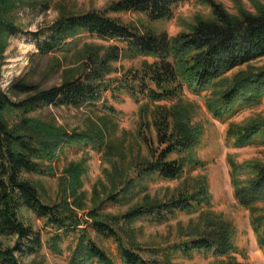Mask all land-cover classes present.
<instances>
[{"label": "rangeland", "instance_id": "374dc122", "mask_svg": "<svg viewBox=\"0 0 264 264\" xmlns=\"http://www.w3.org/2000/svg\"><path fill=\"white\" fill-rule=\"evenodd\" d=\"M114 1L117 0H0V18L19 27L16 35L0 30V84L16 101L23 96L16 97L10 92L15 82L38 84L41 88L60 85L79 76L89 64L103 59L114 46L121 49L119 59L111 62V71L106 75L110 87L99 101L79 108L50 105L29 113V117L67 133L82 134L87 141L62 145L53 159L40 160L46 167L45 173L25 177L36 186L44 203L55 205L65 200L81 216L94 211L98 218L112 222L121 229L125 243L141 248L139 251L146 259L169 264H228L231 260L237 264H264V246L252 225L250 209L240 202L234 185V180L242 186L252 178L254 174L249 164L264 165V136L260 133L244 145L236 144L235 138L228 136L232 124L264 117V98L256 105L221 118L207 106L218 87L197 92L185 83L176 97L155 101L129 90L130 85L137 84L134 75L154 62V56L132 55L125 51L124 42L101 39L88 32L75 36L65 49L42 54L27 33L49 27L62 15L103 10ZM206 1L184 0L167 20L154 21L136 12L114 15L140 32H166L173 37L189 31L202 19L213 18V10ZM213 1L236 17L264 11V0ZM246 69L264 70V56L226 76L231 78ZM159 108H177L185 120L201 132L194 147L169 156V160L184 158L187 161L184 174L173 180L156 174L144 181L137 179L128 189V195H121V202H108L109 197L120 195L129 179L136 178L137 171L151 161L153 151L159 147L154 123ZM188 160L193 161L188 163ZM201 181L210 195L207 203L169 215L163 222L149 217L131 222L121 218L136 206L191 192ZM256 203L264 214V201ZM20 219L39 231L43 240L40 252L22 256V264H70L81 230L64 237L58 245L61 252L56 253L52 250V236L56 231L47 227L44 219L27 208L20 210ZM210 219H223L233 225L234 250L222 255L212 250L185 253L175 248L197 229H204ZM85 220L91 221L88 217ZM84 226L88 224L83 223ZM86 231L116 264H121L113 239L98 235L90 225ZM15 241V237H0L4 247L13 246Z\"/></svg>", "mask_w": 264, "mask_h": 264}, {"label": "trees", "instance_id": "16d2710c", "mask_svg": "<svg viewBox=\"0 0 264 264\" xmlns=\"http://www.w3.org/2000/svg\"><path fill=\"white\" fill-rule=\"evenodd\" d=\"M183 1L117 0L103 10L62 15L49 27L27 33L36 41L42 54L65 49L75 36L88 32L101 39L124 42L125 51L132 55L154 56V62L146 64L134 75L137 84L130 85L129 90L155 101L176 97L186 83L197 92L219 88L207 101L209 110L219 118L260 103L264 98V70L246 69L231 78L226 74L264 56V11L236 17L220 4L207 0L213 18L202 19L189 31L173 37L166 32H140L114 15L136 12L154 21L167 20L173 17L174 8ZM0 30L16 35L19 27L0 18ZM120 54L121 49L114 46L103 59L86 66L76 78L50 88L15 82L10 86V92L16 97L23 96L17 101L0 84V237L16 238L13 246L4 247L0 243V264H22V256L37 254L43 247L41 233L20 219L22 208L44 219L45 225L56 231L52 236V250L56 253L61 252L58 245L64 237L81 230L70 264H116L87 233L89 225L98 235L117 243L121 264H169L168 261L144 258L139 251L141 248L125 243L120 228L107 219L98 218L94 211L81 216L65 200L55 205L44 203L36 186L25 177L31 173H45L46 167L40 160L44 157L53 159L62 145L87 141L82 134L67 133L29 117V113L50 105L79 108L96 103L110 87L106 75L111 71V62L118 60ZM154 123L159 147L153 151L151 161L137 171L136 178L129 179L120 195L109 197L108 202H121V195L127 196L128 189L137 179L144 181L156 174L173 180L184 174L187 161L184 158L169 160V156L194 147L200 140V130L185 120L177 108H159ZM260 133L264 136V117L232 124L228 130V136L241 145L252 142ZM192 161L188 160V163ZM249 165L254 174L252 178L242 186L234 180V185L238 199L250 209L252 225L264 246V214L256 203L264 201V165ZM209 198L207 186L201 181L191 192L136 206L121 218L131 222L149 217L163 222L169 215L207 203ZM83 223L88 226L82 227ZM233 235L234 227L230 222L210 219L204 229H197L175 248L185 253L212 250L226 255L235 249ZM228 264L237 263L231 260Z\"/></svg>", "mask_w": 264, "mask_h": 264}]
</instances>
